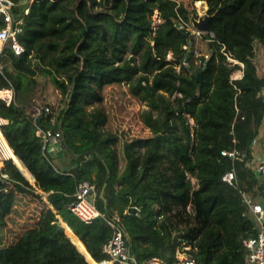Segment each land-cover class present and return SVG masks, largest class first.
<instances>
[{
	"label": "trees",
	"instance_id": "trees-1",
	"mask_svg": "<svg viewBox=\"0 0 264 264\" xmlns=\"http://www.w3.org/2000/svg\"><path fill=\"white\" fill-rule=\"evenodd\" d=\"M11 1L25 51L8 45L0 59V91L13 90L10 101L0 94V130L20 163L10 157L0 169V264H91L77 244L98 263L108 259L105 219L85 223L68 209L85 180L100 211L121 217L138 264H174L178 251L197 264H246L243 242L259 229L242 192L264 206V178L221 151L251 157L261 132L255 43L264 46V0H204L214 37L201 35L200 67L196 35L179 26L202 0ZM40 73L66 98L57 118L29 112ZM40 129L62 131L69 164L50 156Z\"/></svg>",
	"mask_w": 264,
	"mask_h": 264
},
{
	"label": "built area",
	"instance_id": "built-area-1",
	"mask_svg": "<svg viewBox=\"0 0 264 264\" xmlns=\"http://www.w3.org/2000/svg\"><path fill=\"white\" fill-rule=\"evenodd\" d=\"M13 6L14 4L11 0H0V19L5 23V26L0 29V59L8 45H10L16 55H21L25 51L24 47L18 41V34L22 32V21H15L12 12ZM185 25L187 24L183 22L179 28H183ZM192 32L196 36L205 34L196 31L194 28ZM207 34L209 37H214L212 31L207 32ZM195 56L197 58L196 65L198 67L202 66V53L198 48L195 50ZM205 56L207 57L208 55L206 54ZM184 65L188 66V62H184ZM262 95L264 96V88ZM29 112L34 119H36L42 114L52 113V108L49 104H33L30 107ZM40 133L43 137L44 143H61L63 138L61 130L53 131L51 129H40ZM221 154L230 157L232 160L246 162L247 166L252 169L256 177L264 178V155L253 162L246 151H240L236 148L232 150H222ZM9 158L10 149L0 134V169L4 164V161ZM3 177L7 178V175H3ZM235 179L236 172L234 170L228 171L224 176V180L231 184ZM8 187L9 185L6 186V191L9 190ZM242 194L244 199L249 203V207L256 218L259 229L256 236L245 239L243 242L248 250L246 264H264V206L260 202L251 201L246 192H242ZM96 196L97 191L95 185L86 180L81 181L78 183L74 193L75 200L68 205V209L74 216L85 223H91L98 217H103L112 228V236L104 246V251L109 255V258L98 264H138L135 257L131 254L130 245L127 240L128 236L121 217L119 215L105 216L96 205ZM178 258L179 261L174 264H197L193 255L189 252L178 251ZM158 261V258H153L151 264H155V262Z\"/></svg>",
	"mask_w": 264,
	"mask_h": 264
},
{
	"label": "rangeland",
	"instance_id": "rangeland-1",
	"mask_svg": "<svg viewBox=\"0 0 264 264\" xmlns=\"http://www.w3.org/2000/svg\"><path fill=\"white\" fill-rule=\"evenodd\" d=\"M199 8L201 9V5H196V9ZM154 18L156 22L158 23L160 20L158 19V11L155 12ZM183 22L188 24V28L193 31V25L191 24L189 20V16H183L182 17ZM197 38V48L201 51V53H206L207 52V47H206V40L202 38V36H196ZM202 43L203 46L201 47L199 43ZM255 55H257V59L260 60V58L264 57V46L259 42L256 41L255 43ZM231 60V59H229ZM239 75V70H236L233 73V76ZM38 85L36 86L35 89V102L36 104H49L52 108V113L54 114V117L57 118L58 114L60 111L64 108L66 104V98L63 96L61 91L56 88V86L53 84L49 76H46L44 74H39L38 75ZM9 90V96L3 97L7 101H10L11 98L13 97V92H11V89ZM13 91V90H12ZM119 104L122 105V116H125L127 119H130L132 117V108H129L131 103L129 102V99L126 95H119L118 96ZM141 108H147V106L144 104L140 105ZM9 190L12 189V185H9ZM261 201L264 203V199H261Z\"/></svg>",
	"mask_w": 264,
	"mask_h": 264
},
{
	"label": "crops",
	"instance_id": "crops-1",
	"mask_svg": "<svg viewBox=\"0 0 264 264\" xmlns=\"http://www.w3.org/2000/svg\"><path fill=\"white\" fill-rule=\"evenodd\" d=\"M203 2V4H202V8L201 9H199V8H197V13H198V15L199 14H202V13H204V12H207V4H206V2L204 1V0H202ZM196 3H197V1H196ZM183 20V19H182ZM186 23V22H185ZM200 44V46L202 47L203 46V44L200 42L199 43ZM197 46H198V44L196 45V48H197ZM257 56V55H256ZM255 56V63H256V66H257V70H258V74L261 76V77H263L264 76V57H262V58H260V60H258L257 59V57ZM240 66H243V64L242 63H238ZM242 75H243V71L242 70H239V75H235V76H233L234 78H240V77H242ZM8 89H6V90H1L0 92V94H2L3 96H7V94H8ZM11 92H13L12 90H11ZM0 134H1V136L3 137V139L5 140V142H6V144H7V146H8V148L10 149V152H11V154H12V158L14 159V157H16L15 155H14V153H13V151H12V149L10 148V146L8 145V143H7V141H6V139H5V137L3 136V134H2V132H1V130H0ZM262 155H264V121H263V124H262V127H261V132H260V135H259V137H258V139L255 141V143H254V145H253V147H252V156H251V160L253 161V162H255L256 160H258ZM56 160H57V162L59 163V164H69V162H70V160H71V155L68 153V152H66L64 149L62 150V151H60V152H58V157L56 158ZM14 161H15V159H14ZM16 163H18L19 165H20V163L18 162V161H15ZM23 169V168H22ZM23 171L26 173V175H27V177L29 178V180H30V182L32 183V184H34V180L32 179V177H31V175H30V173L29 172H27L25 169H23ZM68 230H70L68 227L66 228V232L68 233ZM71 231V230H70ZM71 233L74 235V236H76L72 231H71ZM71 233H68L70 236H71V238H72V240L74 241V239H73V237H72V234ZM77 237V236H76ZM78 238V237H77ZM79 239V238H78ZM80 240V239H79ZM75 242V241H74ZM76 243V242H75ZM77 244V243H76ZM77 246L80 248V246L77 244ZM85 247V246H84ZM86 249V248H85ZM93 261L94 262H96L92 257H90V263H93ZM97 264H98V262H96ZM155 264H163V262L161 261V260H159L158 262H155Z\"/></svg>",
	"mask_w": 264,
	"mask_h": 264
},
{
	"label": "water",
	"instance_id": "water-1",
	"mask_svg": "<svg viewBox=\"0 0 264 264\" xmlns=\"http://www.w3.org/2000/svg\"><path fill=\"white\" fill-rule=\"evenodd\" d=\"M189 20H190V22H191V24L193 25V28L196 30V31H199V32H202V33H207V32H210L211 31V28H210V20H211V16L207 13V12H204V13H202V14H199L197 17L195 16V15H191L190 17H189ZM190 45V47L193 45L192 44V42L189 44ZM210 46H212V43H210ZM189 52H190V50L188 51V55H187V57H186V59H188L189 58ZM211 53H213L212 52V50H211ZM208 58H209V56H207V60L205 61V64H204V68L203 69H205L206 68V65H207V63H208ZM231 62H235L234 60H230ZM236 63H238V62H236ZM202 75H203V73H202V71L201 72H199L197 75H196V80H198V81H200L201 80V78H202ZM70 97H71V95H70ZM63 150V147H62V145H61V143L60 142H54V143H52L49 147H48V151L50 152V156L52 157V158H57L58 157V152H60V151H62ZM101 197H102V199L104 200V201H106L105 200V197H104V195H103V192L101 193ZM123 197H127V194L126 193H124L123 194ZM127 211L129 212V213H137L138 212V208H137V206H136V201L135 200H131L130 201V204H129V206H128V209H127ZM83 253H84V255L86 256V258L88 259V261H90V258H89V253L87 254L86 252H84L81 248H79ZM87 251V250H86ZM91 257V256H90ZM91 264H93V263H91Z\"/></svg>",
	"mask_w": 264,
	"mask_h": 264
},
{
	"label": "bare ground",
	"instance_id": "bare-ground-1",
	"mask_svg": "<svg viewBox=\"0 0 264 264\" xmlns=\"http://www.w3.org/2000/svg\"><path fill=\"white\" fill-rule=\"evenodd\" d=\"M233 63H234V62H233ZM0 93H1V92H0ZM9 93H10V92L8 91L7 96H9ZM7 96L5 95V97H7ZM10 157H13L12 154H11V152H10ZM14 159H15V161H18L17 157H14ZM18 162H19V161H18Z\"/></svg>",
	"mask_w": 264,
	"mask_h": 264
}]
</instances>
